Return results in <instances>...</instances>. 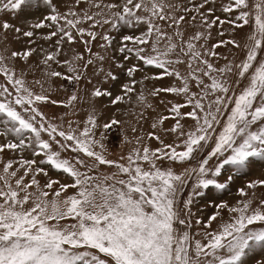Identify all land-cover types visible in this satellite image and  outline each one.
<instances>
[{"label": "snow or ice", "instance_id": "snow-or-ice-1", "mask_svg": "<svg viewBox=\"0 0 264 264\" xmlns=\"http://www.w3.org/2000/svg\"><path fill=\"white\" fill-rule=\"evenodd\" d=\"M88 2L100 11L92 14L85 12L82 17L73 12L70 15L76 19H69L68 15L60 14L52 6V0H44L52 8L51 14L30 27H55V31L44 38L59 35V39L56 42L57 51L49 52L43 63L46 66L49 61L58 63L56 56L60 43L65 38L68 42L74 40L72 29L83 36L86 30L77 27L82 20L92 21L93 27L110 24L118 28L121 23L127 26L145 25V30L138 35H124L118 51L124 54L126 60L135 58L144 65L159 69V74L153 79L167 76L180 82L179 86L154 89L151 94L166 92L186 98L183 104L176 103L170 109L176 118V124L170 131L177 134L181 143L173 145L161 141V148H133L126 157L110 159L103 144L104 134L101 133V139H96L94 114L88 115L83 127L78 125L73 128L70 123L64 128L43 122L44 116L35 104L46 102L49 97L32 92L25 80L17 76L14 68L7 63L8 59L18 57L26 60L35 49L12 51L8 58L0 55V74L7 81V84H0V124L7 132L19 137L16 142L0 145V151L5 148L14 151L30 148L34 155L45 157L41 163H47L72 179V183H60L49 178L41 187L36 174L47 175V172L40 167L33 168L36 160L22 159L18 169L13 168L12 161L3 165L0 171V264H242L246 250L253 245L264 246V228L255 230L251 227L257 223L264 224V199L256 208L252 207L250 199L241 200L236 206H229L226 202L216 205L218 210L208 218L206 226L210 227L211 222L217 219L220 209H227L230 219L221 223L217 231L201 233L203 239L195 238L188 231L190 224L181 218L182 209H178L175 202L177 193L191 174L196 176L197 189L213 185L225 189L227 182L219 181L218 177L226 166H232L230 172H243L258 162L264 163V60L249 74L258 52L264 49V0H253L251 4L249 0H230L223 8L228 13L239 10L236 21L241 23L236 24L237 27L248 25L250 18L253 21V31L248 37L249 43L245 45V58L239 64L223 69H215L196 49L193 41L199 40L201 33L178 45L161 28L159 21L170 20L172 25L178 26L184 20V16L171 14L175 6L166 3V0H120L108 4H104L103 0ZM76 3H81V0H76ZM28 6H31L30 0H3L0 3V8L13 12ZM203 7L201 3L192 10L199 12ZM184 12H189V9L184 8ZM97 16L100 19H96ZM201 18L209 28L219 20L217 17L208 22L203 13ZM60 21H64V26L60 25ZM2 27L8 30L13 26L5 21ZM15 32L21 34L22 30L15 28ZM87 34L93 40L96 38L94 32ZM22 35L32 38L34 32L23 31ZM176 36L182 37V33L177 31ZM103 39L111 44L108 35ZM128 42L133 46L129 47ZM29 43H32L31 39ZM230 43L240 47L235 41ZM87 50L91 51L90 48ZM64 63L68 64V72L72 75L63 78L78 81V70L71 66V62ZM183 63L187 64L185 73L176 67ZM233 67L238 77L235 84L238 85L248 75V83L239 93L233 91L223 77L225 72L232 73ZM137 70V66L133 65L127 69V75L132 77ZM47 75L61 77L63 74L52 70ZM109 76L116 79L112 73ZM193 82L197 91H192ZM136 83L132 79L131 83L123 84L124 94L116 95L111 103L124 101L135 90ZM92 95L112 97L110 91L100 88H96ZM138 99L141 102L145 100L143 93ZM76 100L77 96L73 94L67 103L71 105ZM187 106H191L192 110L183 113L181 109ZM24 113H27V118ZM38 116L40 122H37ZM185 116L195 122L187 132L180 124V119ZM164 119L168 117H161L160 122ZM119 123L113 119L103 128L108 130ZM155 127L156 124H153ZM42 133H47L49 140L43 139ZM155 138L160 139L158 136ZM50 141L61 151H71L76 156L71 160L62 158L61 151L54 150ZM179 147H183V151H177ZM209 148L207 155L198 161V167L186 169L185 174L177 175L170 168L157 166V161L161 159L191 160L194 153ZM213 159L216 163L210 167L209 162ZM145 163L149 167L145 168ZM102 166L115 170L105 174L99 171ZM20 169H23V175L18 174ZM30 173L32 177L26 182L25 177ZM209 173L212 178H208ZM232 178L229 175L226 180ZM257 184L264 185V180L250 182L247 187L255 188ZM54 185L58 187L54 189ZM68 189H73V194L64 195L61 199ZM239 192L243 197L248 195L244 188ZM190 203L189 199L185 207ZM68 219L74 223H60Z\"/></svg>", "mask_w": 264, "mask_h": 264}, {"label": "rangeland", "instance_id": "rangeland-1", "mask_svg": "<svg viewBox=\"0 0 264 264\" xmlns=\"http://www.w3.org/2000/svg\"><path fill=\"white\" fill-rule=\"evenodd\" d=\"M3 0H0L2 3ZM99 2V0H96ZM118 3L120 0H103L104 4ZM253 0H249L251 4ZM166 3L175 6V10L171 11L174 16H184V20L179 25H172L171 21H159L161 28L173 37V42L178 45L189 41L197 33L202 36L199 40L193 41L196 49L201 53L203 59L208 60L215 69H223L226 66H234L239 64L247 54L245 45L249 43L248 37L253 31V21L250 18L248 25L237 27L236 24L241 23L236 21L239 10H233L231 13L224 12L223 8L230 3V0H166ZM203 3L204 7L199 12L192 10L194 6ZM30 5L24 7L22 11L13 12L0 8V55L6 58L10 57L12 51L23 52L28 48L35 49L32 55L26 60L22 57L16 59H8V66L14 68L17 76L22 77L30 90L36 94H44L49 97L46 102H37L35 107L44 116V123H55L67 128L71 123L73 128L78 125L83 127L89 114H94L96 118L97 128L95 129L96 139H101V133L104 134L103 144L106 149V155L110 159L118 160L121 156H127L133 148L148 146L155 150L161 148L162 144L178 145L181 139L176 133L170 131L176 124V118L170 112L172 105L176 103L183 104L185 97L178 96L174 93L160 92L158 95H152L154 89L166 88L173 85L179 86V81L175 77H163L161 79H153L152 77L159 74L160 70L154 66L144 65L135 58L124 59V54L118 51L122 45V37L124 35H138L145 30L146 26L141 24L138 26H127L120 24L118 28H113L110 24H98L92 26V21L82 20L77 25L78 28H84L86 31L81 36L76 29H72L74 40L68 42L65 38L59 45V53L56 56L57 62L49 61V65H45L43 60L49 52L57 51V40L59 35L51 39H45L51 31H55V27H41L39 29L30 27L39 23L45 16L50 15L52 8L44 3V0H30ZM52 6L60 13L68 15L69 19H76L70 13H76L78 16H83L85 12L92 14L99 12L100 9L92 7L88 0H81L77 4L76 0H52ZM184 8H188L189 12L185 13ZM201 13L207 17V21L211 22L217 17L219 20L210 28L207 27L205 20L201 18ZM195 17V19H193ZM96 19H100L99 16ZM7 21L13 27L4 30L2 25ZM219 21H224L220 23ZM235 21L236 23H229ZM60 25L64 26V21H60ZM171 25V26H170ZM15 28H20L23 31L31 30L34 32L32 38L24 37L15 32ZM96 33V38L93 40L88 32ZM182 33V37L176 36V32ZM108 35L111 39V44L105 42L103 37ZM31 39L32 43H29ZM85 41L88 43L86 44ZM225 41L227 43H220ZM230 41H235L240 47L234 46ZM103 45V47H102ZM128 46L132 47L131 42ZM215 46V47H214ZM90 48L89 52L87 49ZM212 53H215L214 55ZM130 57L131 53L128 54ZM104 57L100 60L99 57ZM77 57H82L77 59ZM186 59V57H182ZM92 63L89 64L88 61ZM264 60V49L258 52L257 59L253 63V68L249 70V74L254 71L259 62ZM78 70L80 79L69 81L63 76L72 75L68 72V64ZM87 65V67H85ZM136 65L138 70L133 73L132 77L127 75V69ZM181 73H185L187 64L176 65ZM59 71L63 75L61 77H50L47 75L49 71ZM236 69L233 67L232 73H223L228 83L232 86V90L239 93L248 83V75L237 85L235 81L238 77L235 75ZM112 73L116 79L109 76ZM146 77H148L146 79ZM135 79V90L129 93L124 101L112 104L111 100L116 95H123L122 85L131 83ZM39 81L40 83H36ZM207 82V80H206ZM0 84H7L6 78L0 74ZM10 87V86H9ZM192 91H197L195 84L191 85ZM96 88L107 90L112 93V97L92 95ZM11 90V87H10ZM143 93L145 100L141 102L138 98ZM75 94L77 100L71 105L67 103L68 98ZM231 94V92L229 93ZM56 101V103H52ZM207 102V101H205ZM18 111L21 109L18 107ZM191 106L181 109L183 113L191 111ZM27 118V113H24ZM161 117H168L160 122ZM117 120L120 123L113 125L110 129L105 130L103 125L111 120ZM37 122H40V117H37ZM194 121L189 117L180 119V124L185 132L191 130ZM223 123V121H222ZM153 124L156 127L153 128ZM135 129V130H134ZM219 131V127L217 128ZM154 136L150 137L149 134ZM160 139L157 140L155 137ZM42 138L49 140L47 133H42ZM59 139V138H58ZM19 137L14 133L7 132L5 127L0 124V145L16 142ZM139 141V142H138ZM52 148L61 151L59 147L52 141ZM206 149L194 153V158L191 160L169 161L161 159L157 161V166L162 169H171L175 174H185V170H191L198 167V161L207 155ZM177 151H183V147L177 148ZM62 158L73 159L76 153L71 151H61ZM83 158V157H82ZM22 159H34L37 161L33 168H43L47 175L36 174V179L41 187L48 181L49 178L58 180L60 183H72V179L62 171H57L47 163H41L45 157L41 154L36 156L32 149L10 150L5 148L0 151V171L3 165L8 161L13 162V168L18 169ZM216 163L213 159L209 162L211 167ZM147 168L149 165L144 164ZM231 165L226 166L222 170V174L218 177L221 182H227L228 186L225 189L216 188L214 185L208 188L195 187L197 181L195 174L187 177V183L182 190L177 193L175 206L182 209L181 218H185L190 227L188 231L197 239H203L201 233L208 231H217L221 223L230 219V214L227 209H220V215L215 221L211 222L210 227L206 226L208 218L217 212L216 205L221 202H226L229 206H236L241 200H252V207L259 206V201L264 199V185L257 184L255 188H248L247 185L253 181L264 180V163H256L250 169H245L243 172H230ZM82 171L84 169H81ZM115 169L107 166H102L99 171L105 174H110ZM19 175H23V169H20ZM232 175L230 181L226 178ZM32 173L25 177V181H29ZM208 178H212V174H208ZM58 185H54V189ZM244 188L248 193L247 197L240 195L239 189ZM34 191L35 189H31ZM73 189H68L64 195L73 194ZM51 198V194L50 197ZM191 200V203L185 207V202ZM199 221L200 223H197ZM61 224L74 223L71 219L60 222ZM255 230L264 228V224L257 223L253 226ZM242 264H264V246L253 245L242 258Z\"/></svg>", "mask_w": 264, "mask_h": 264}]
</instances>
